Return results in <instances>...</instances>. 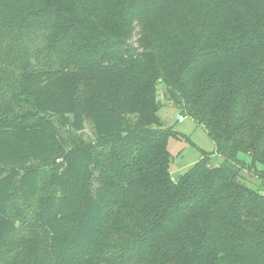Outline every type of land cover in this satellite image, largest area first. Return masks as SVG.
Here are the masks:
<instances>
[{"label":"trees","instance_id":"trees-1","mask_svg":"<svg viewBox=\"0 0 264 264\" xmlns=\"http://www.w3.org/2000/svg\"><path fill=\"white\" fill-rule=\"evenodd\" d=\"M159 90L222 163L171 177ZM61 155L60 194L19 168ZM241 167L264 178V0H0V264H264Z\"/></svg>","mask_w":264,"mask_h":264},{"label":"rangeland","instance_id":"rangeland-1","mask_svg":"<svg viewBox=\"0 0 264 264\" xmlns=\"http://www.w3.org/2000/svg\"><path fill=\"white\" fill-rule=\"evenodd\" d=\"M161 88V85L158 86ZM162 92L158 91V99L162 102V105L158 109L157 113L163 122L164 126H171L175 131L181 133L183 137L181 139L169 138L168 140V151L172 156L171 163L169 165V172L172 178L177 175L186 172L193 164H195L201 157L202 152L208 153L211 156V162L218 165L223 162V156L216 153L215 143L208 136L205 128L198 124L192 117L188 115L181 114L180 111L172 106L169 102L165 101V98L161 95ZM49 118L56 126H58L59 133L64 137L78 136L85 141H95L96 134L94 132L92 123L87 119L84 123V129L81 132H71L68 126L60 123V120L56 115L53 114H43ZM181 117V119H180ZM70 147V146H69ZM68 147V148H69ZM246 161L247 158H246ZM66 164V159L61 155L55 158L49 163H38L31 161L21 167V171L29 166H37L43 173V181L41 185L44 187L43 191H54L56 194H60L61 190L53 188L50 185L47 175L57 169L59 173L63 174V170ZM260 168V166H258ZM256 171L248 169L246 167H241L239 173V179L246 183L247 185L257 188L263 183L264 178H261ZM44 194V193H43ZM16 224H20L19 221Z\"/></svg>","mask_w":264,"mask_h":264},{"label":"water","instance_id":"water-1","mask_svg":"<svg viewBox=\"0 0 264 264\" xmlns=\"http://www.w3.org/2000/svg\"><path fill=\"white\" fill-rule=\"evenodd\" d=\"M161 92H162V96H163V98H165V91L162 90Z\"/></svg>","mask_w":264,"mask_h":264},{"label":"built area","instance_id":"built-area-1","mask_svg":"<svg viewBox=\"0 0 264 264\" xmlns=\"http://www.w3.org/2000/svg\"><path fill=\"white\" fill-rule=\"evenodd\" d=\"M180 119H181V117H180Z\"/></svg>","mask_w":264,"mask_h":264}]
</instances>
